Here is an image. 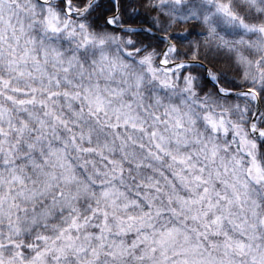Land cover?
<instances>
[{"label": "clouds", "instance_id": "clouds-1", "mask_svg": "<svg viewBox=\"0 0 264 264\" xmlns=\"http://www.w3.org/2000/svg\"><path fill=\"white\" fill-rule=\"evenodd\" d=\"M0 264H264V0H0Z\"/></svg>", "mask_w": 264, "mask_h": 264}]
</instances>
